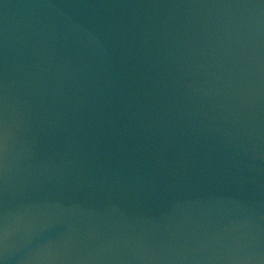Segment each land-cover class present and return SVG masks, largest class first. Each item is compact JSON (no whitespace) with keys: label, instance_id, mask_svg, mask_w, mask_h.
Masks as SVG:
<instances>
[{"label":"water","instance_id":"1","mask_svg":"<svg viewBox=\"0 0 264 264\" xmlns=\"http://www.w3.org/2000/svg\"><path fill=\"white\" fill-rule=\"evenodd\" d=\"M0 264H264V0H0Z\"/></svg>","mask_w":264,"mask_h":264}]
</instances>
